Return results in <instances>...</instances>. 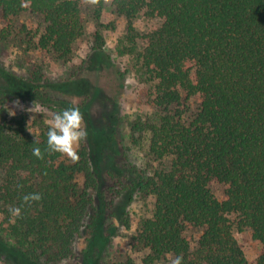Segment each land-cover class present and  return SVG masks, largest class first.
<instances>
[{
	"label": "trees",
	"instance_id": "16d2710c",
	"mask_svg": "<svg viewBox=\"0 0 264 264\" xmlns=\"http://www.w3.org/2000/svg\"><path fill=\"white\" fill-rule=\"evenodd\" d=\"M81 1L0 0V16L5 22L27 11L39 16L42 30L33 48L65 62L83 33ZM88 1L99 21L106 0ZM108 1L126 21L115 53L130 58L157 112L154 122H134L130 131L149 133L148 155L170 160L150 175L130 172L125 185L154 199L152 217L132 237L133 248L148 250L140 264L167 256L174 264L178 257L180 264H250L233 228L251 231L262 247L256 264H264V0ZM139 17L162 22L140 35L133 27ZM10 83L0 88V204L21 212L5 230L14 241L7 245L31 263L57 264L73 257V243L94 208L89 192L96 178L86 148L65 164L61 154L45 150L48 127L29 137L24 119H3L7 91L43 99L32 85ZM191 98L198 108L185 117L179 108ZM36 147L43 159L33 155ZM212 182L223 187L221 200ZM30 193L42 198L25 204ZM193 230L201 235L190 250L183 233Z\"/></svg>",
	"mask_w": 264,
	"mask_h": 264
},
{
	"label": "rangeland",
	"instance_id": "374dc122",
	"mask_svg": "<svg viewBox=\"0 0 264 264\" xmlns=\"http://www.w3.org/2000/svg\"><path fill=\"white\" fill-rule=\"evenodd\" d=\"M79 8L83 33L65 62L33 48L35 33L42 30L39 16L27 11L7 22L0 16V88L10 82L23 83L43 94V99L38 101L37 96L27 93L19 96L7 91L2 116L6 121L24 119L26 134L34 137L40 129L48 127L44 121L54 110L80 109L87 138L77 150L86 148L96 178V188L89 192L94 208L73 243V257L57 264H113L127 258L140 264L148 250L133 248L132 237L140 223L152 217L154 199L135 189L128 191L125 185L130 186L132 171L150 175L167 169L170 160H154L148 155L149 133L130 131L134 122H154L157 112L147 99L149 86L135 73L130 58L115 53L117 41L125 33L126 21L113 13L108 0L99 21L94 19L88 0H82ZM161 22L139 17L133 27L143 35ZM139 47H143L140 42ZM33 74L41 79L39 84L34 82ZM34 101L46 111L35 115L28 112ZM197 108V98H191L179 109L184 111L185 117H190ZM11 112L15 115H10ZM61 160L65 164L74 162L63 155ZM2 177L0 170V182ZM77 181L81 184L82 178L78 177ZM210 190L217 200L222 199L220 184L212 182ZM9 208L0 204V264H35L7 245V242L14 244L5 236L14 218ZM229 219L235 221L234 216ZM232 232L246 260L256 264L262 247L254 241L251 231L237 232L233 228ZM200 235V230L183 233L191 240L190 250ZM154 264H174V260L167 256Z\"/></svg>",
	"mask_w": 264,
	"mask_h": 264
},
{
	"label": "clouds",
	"instance_id": "9594fccd",
	"mask_svg": "<svg viewBox=\"0 0 264 264\" xmlns=\"http://www.w3.org/2000/svg\"><path fill=\"white\" fill-rule=\"evenodd\" d=\"M27 111L35 115L43 113L46 110L34 101L33 106L28 108ZM10 115H15V113L11 112ZM44 123L49 129L47 132V146L45 150L50 153H59L72 161H77L79 159L77 149L81 141L87 138L84 116L79 108L72 107L62 110L61 112L51 113L50 118L45 119ZM28 130L31 132L30 129ZM33 155L38 159L44 158L39 147L33 149ZM41 198L42 197L38 193H30L23 197V201L25 204H30L33 201H39ZM9 212L13 217H16L20 215L21 209L18 207L9 208ZM180 259L181 258L178 257L175 264H180Z\"/></svg>",
	"mask_w": 264,
	"mask_h": 264
}]
</instances>
